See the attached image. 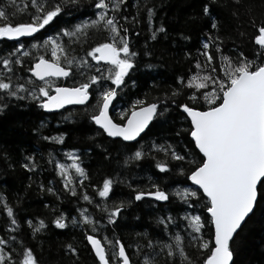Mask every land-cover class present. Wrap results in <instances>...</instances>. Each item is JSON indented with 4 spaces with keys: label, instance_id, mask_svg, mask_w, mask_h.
I'll return each mask as SVG.
<instances>
[{
    "label": "snow or ice",
    "instance_id": "1",
    "mask_svg": "<svg viewBox=\"0 0 264 264\" xmlns=\"http://www.w3.org/2000/svg\"><path fill=\"white\" fill-rule=\"evenodd\" d=\"M217 3L218 0H206L202 4V15L210 24L199 53L203 63L196 58V71L187 75L186 80L178 77V87L162 98L152 102L136 99L129 109L117 111L115 116L110 114L115 108L113 101L127 86L126 77L130 79V72L137 66L139 54L133 50L130 36L139 35L135 25L142 22L141 12L146 13L148 39L155 40L157 33L165 32L163 25L152 27L154 6L133 4L136 14L130 15L122 11L127 7L126 0H89L94 10L92 18L82 20L71 29L59 28L47 35L43 43L29 44L28 50H25L26 41L21 42V38L38 41L42 30L52 28L70 8L77 7L80 0H28L22 8L17 7L15 0H9L6 6L0 7V41L14 42L11 51L0 55V112L8 109L13 101L24 100L50 113L69 105L85 106L84 115L96 126L95 136L110 138L116 150L124 154V166L151 159L158 173L169 179L177 178L178 185L191 182L182 189L178 186L167 190L151 175L146 177L143 187L128 183L119 174L108 175L101 183L91 185L94 195L100 198L95 201L84 191L83 182L89 175L82 166L78 150L64 153L63 158L70 163L57 159L55 150L49 151L47 163L52 165L63 189L77 197L79 187V199L93 205L100 213L94 218L88 209L78 207V217L73 216L71 220L81 227L97 264H235L237 238L254 217H264V18L257 22L246 0H231L232 17L253 30L251 40L258 47L252 58L235 49V55L226 54L221 48L218 23L212 15V6ZM20 13L27 14L28 19L16 21ZM242 16L248 19L241 20ZM92 34L102 37V42L89 45L82 50V56L67 54L65 43H84L81 38ZM240 35L245 33L242 31ZM65 37L68 41H64ZM41 48L48 56L33 55V50L39 52ZM210 49H214V53L210 54ZM29 57L34 62L25 66ZM85 69L88 73L94 69L96 74H88ZM19 71L30 73L31 77L21 76ZM61 80L72 83H58ZM93 96L96 103L89 109ZM170 106L179 109L188 124L182 131L190 137L189 146L177 150L167 143L142 144V134L147 135L146 129L150 130L152 122L168 112ZM73 115L68 112L63 120L69 121ZM43 127L42 122L41 129ZM33 131L50 144L64 143L65 133L42 135L40 129ZM181 134L177 132L178 136ZM95 136L88 139L95 141ZM95 147L101 148L104 158L108 159L109 150L102 143ZM160 154L162 158L158 159ZM20 166L29 172L40 167L33 155L25 156ZM180 177L183 179H178ZM117 184L129 189L126 199H112L110 194ZM40 187L44 190V185ZM46 190L55 195L53 187ZM145 201L150 207L166 202L173 206L175 215L169 211L155 217L160 231L137 233L140 239L135 244H125L116 235L105 236L102 243L98 238L100 233L112 231L110 226L117 225L129 208ZM182 206L186 208L181 214ZM0 211L7 217L6 225L0 228L3 232L0 264H40L34 250L15 235L20 222L2 193ZM65 219L64 212H59L51 223L57 229H64L67 227ZM26 223L33 237L46 228L43 219ZM64 248L65 255L73 257L72 264H76L78 248L71 243ZM189 249L194 252L190 254ZM133 256L137 259L133 260Z\"/></svg>",
    "mask_w": 264,
    "mask_h": 264
},
{
    "label": "trees",
    "instance_id": "2",
    "mask_svg": "<svg viewBox=\"0 0 264 264\" xmlns=\"http://www.w3.org/2000/svg\"><path fill=\"white\" fill-rule=\"evenodd\" d=\"M17 7H23L28 0H15ZM206 0H126L127 7L122 9L130 15L136 14L133 4L154 6L152 27L164 26L165 32L157 33V39H148L149 31L145 24L146 13L141 12V23L135 25L136 33L131 35L130 40L138 52L137 66L130 72V79H127V86L118 95L117 101L124 100L134 102L136 99H145L148 102L156 98H162L166 92L178 87L177 78L193 74L196 58L203 63V57L199 55L202 51L201 42L206 38L205 33L209 30L210 21L202 15V4ZM9 0H0V7L6 6ZM251 15L257 19L264 18V0H246ZM231 0H218L212 6V15L216 18L221 38V48L226 54L235 55L242 51L249 58L254 56L256 47L251 40L252 29L246 24H240L231 15ZM94 10L89 6V0H80V4L75 8H70L68 13L63 15L56 24L46 32L38 34L39 38L53 34L59 28L72 26L79 19L90 16ZM28 19L27 14L20 13L15 17L16 21L24 22ZM247 16H242L241 20L246 21ZM245 35L241 36L240 32ZM183 37H187L184 39ZM69 38L65 37L64 41ZM84 43H65V48L69 55L75 56L82 50H86L89 45L102 42V37L92 34L82 37ZM14 42L0 41V55L12 50ZM210 49V54L214 53ZM147 52L148 55H144ZM35 56V51L33 52ZM34 62L32 57L26 58L25 66H30ZM218 66V61L215 62ZM19 70V69H18ZM2 71V69H0ZM21 76H29L30 73L19 71ZM34 79V78H33ZM64 84V83H63ZM70 85V84H69ZM130 106V105H129ZM84 106H75L64 109L61 112H73L71 120L64 121L58 118L61 112L45 113L34 103L24 101H13L9 108L0 112V193L4 194L10 206H12L20 222V229L15 235L26 246H30L40 264H72L73 257L65 255L64 246L71 243L78 248V260L76 264H97L94 254L90 251V246L84 240L81 227L71 223L72 217L77 216L76 209L86 208L94 218H98L100 213L93 205H89L79 199L80 188H77V197H72L67 193L59 177L52 170V165L47 163V154L54 151L58 157L62 156L63 150L77 149L81 154L83 167L86 169L89 179L85 180L84 191L99 201V197L94 195L91 185L99 184L108 176H117L127 179L128 183L145 186L146 177L153 176V179L162 187L170 189L177 184L176 179L158 173L152 167L151 159L143 162H136L123 165L124 154L116 150L110 138L106 136H95V127L91 125L82 110ZM72 109V110H69ZM114 116V115H113ZM44 127L41 129V124ZM183 115L175 106H170L169 111L158 117L150 125V130L146 129L147 135L142 134V144H171L177 150L189 146L190 137L183 133L187 128ZM33 129H40L42 135H57L65 133V140L62 145H53L40 139ZM181 132V135H177ZM95 136V141L88 139ZM139 139V138H138ZM103 144L109 150L108 159L104 158L103 150L96 148L95 144ZM33 155L40 167L33 172H29L20 165L24 163V157ZM162 158V154L157 156ZM119 162V163H118ZM11 165V167H9ZM182 180L183 178H178ZM49 181L52 184H49ZM187 184L181 185H189ZM40 185H44V190ZM191 185V184H190ZM54 188L55 195L46 189ZM129 189L124 184L115 186L112 199L118 201L126 199ZM57 196L60 199H57ZM112 201H109L111 204ZM18 205V207H17ZM48 205V207H45ZM186 206L181 207V214ZM54 209L56 211H54ZM190 209H188L189 211ZM169 211L175 215L173 206L166 202H157L155 207H150L148 203L137 202L129 208L120 218L119 223L112 231L99 234L102 240L105 236L111 238L116 235L122 238L125 244H135L140 239L137 233L147 232L149 234L158 233L160 229L155 223V217L166 215ZM59 212H64L67 227L57 229L52 220ZM203 215H206L203 214ZM43 219L46 228L33 237L26 221ZM7 223L6 214L0 211V228ZM207 228V225H206ZM3 235V232H0ZM142 242V241H141ZM187 244V241H185ZM107 246V245H105ZM190 254L194 252L189 249ZM133 260L137 258L132 257ZM235 264H264V217L257 215L246 226L245 231L237 238L234 245Z\"/></svg>",
    "mask_w": 264,
    "mask_h": 264
},
{
    "label": "rangeland",
    "instance_id": "3",
    "mask_svg": "<svg viewBox=\"0 0 264 264\" xmlns=\"http://www.w3.org/2000/svg\"><path fill=\"white\" fill-rule=\"evenodd\" d=\"M86 18H92V16L90 15V16H86L85 18H82V19H79L78 21H76L72 26H74L75 24H77V23H79V22H81L82 20H85ZM72 26H67V27H65V28H69V29H71V27ZM52 35V34H51ZM46 36H44V37H40L39 39H38V41H34V40H32L31 38H23V39H21V42H25L26 41V43H25V50H28V45L29 44H31V43H36V42H38V43H43V40H44V38H45ZM35 50H33V52H34ZM35 53H36V55H40V54H44V55H46V56H48V53L43 49V48H41L40 50H39V52H36L35 51ZM68 54V53H67ZM69 55V54H68ZM83 55V52H79L78 54H76L75 56L76 57H79V56H82ZM70 57L71 56H73V55H69ZM89 61H90V63H92L93 65H95V63L96 62H94V61H91L90 60V58H89ZM85 71H86V73H88V70L87 69H85ZM88 74H96L95 73V70L93 69L90 73H88ZM27 77H29V76H27ZM58 83H64V84H66V85H69V84H71L72 83V81H63V80H61V81H59ZM96 103V99H95V97L93 96V97H91V99H90V104H89V109L91 108V105H94ZM133 104V102H127V101H124L123 99L122 100H120V101H116V103L114 104L115 105V108L114 109H112V111H111V115H116V112L117 111H121V110H124V109H129L130 108V106ZM130 105V106H129ZM75 107V106H74ZM69 108V107H68ZM68 108H66V109H68ZM69 110H72V109H69ZM82 110L84 111L85 110V106L84 107H82ZM63 111V110H62ZM65 112L66 111H64V112H61V114L60 115H57V117L58 118H63V116L65 115ZM68 151H71V150H63V152L62 153H60V154H62V156L61 155H59L58 157H57V159H60L61 160V162H64V163H70V161H68L67 159H64L63 158V156H64V153H66V152H68ZM78 154L80 155V159H81V154H80V152L78 151ZM81 161H82V159H81ZM82 166H83V164H82ZM179 186V188H183V187H187V186H190V184L189 185H181V184H175V185H172L171 187H170V189L169 190H172V189H176L177 187ZM189 211H191V210H189Z\"/></svg>",
    "mask_w": 264,
    "mask_h": 264
},
{
    "label": "water",
    "instance_id": "4",
    "mask_svg": "<svg viewBox=\"0 0 264 264\" xmlns=\"http://www.w3.org/2000/svg\"><path fill=\"white\" fill-rule=\"evenodd\" d=\"M22 39V38H21ZM101 63H103V62H101ZM91 99V98H90ZM74 106H81V105H69V106H66V108H68V107H74ZM65 108V109H66ZM62 110H64V109H61V110H58V111H55V112H51V113H57V112H60V111H62ZM44 111V110H43ZM45 113H50V112H46V111H44ZM111 114V113H110ZM190 184H191V182H190ZM103 243V242H102ZM90 246V245H89ZM94 254V253H93Z\"/></svg>",
    "mask_w": 264,
    "mask_h": 264
},
{
    "label": "flooded vegetation",
    "instance_id": "5",
    "mask_svg": "<svg viewBox=\"0 0 264 264\" xmlns=\"http://www.w3.org/2000/svg\"><path fill=\"white\" fill-rule=\"evenodd\" d=\"M23 39V38H22ZM116 101H117V98L113 101V104H115L116 103ZM61 112V111H60Z\"/></svg>",
    "mask_w": 264,
    "mask_h": 264
}]
</instances>
